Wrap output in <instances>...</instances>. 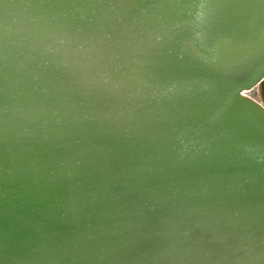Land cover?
<instances>
[{
    "label": "water",
    "instance_id": "obj_1",
    "mask_svg": "<svg viewBox=\"0 0 264 264\" xmlns=\"http://www.w3.org/2000/svg\"><path fill=\"white\" fill-rule=\"evenodd\" d=\"M263 68L264 0H0V264H264Z\"/></svg>",
    "mask_w": 264,
    "mask_h": 264
},
{
    "label": "rangeland",
    "instance_id": "obj_2",
    "mask_svg": "<svg viewBox=\"0 0 264 264\" xmlns=\"http://www.w3.org/2000/svg\"><path fill=\"white\" fill-rule=\"evenodd\" d=\"M263 79H264V68L260 71V73L255 78V80L247 88L236 92L235 96L237 97L235 99L239 97L238 101L241 104H243V102L255 104L264 114V103L261 101L258 94L259 85ZM240 103L238 105H240Z\"/></svg>",
    "mask_w": 264,
    "mask_h": 264
},
{
    "label": "bare ground",
    "instance_id": "obj_3",
    "mask_svg": "<svg viewBox=\"0 0 264 264\" xmlns=\"http://www.w3.org/2000/svg\"><path fill=\"white\" fill-rule=\"evenodd\" d=\"M258 94H259V98L261 99V101L264 103V88L262 87L261 83L259 85V89H258ZM237 97V96H236ZM235 96L231 97V103L232 105H238L240 102L239 97L237 99ZM236 104H235V103ZM240 105L247 111V113L259 124L264 125V114L260 111L259 107L256 106L253 103H246L243 102V104L240 103Z\"/></svg>",
    "mask_w": 264,
    "mask_h": 264
},
{
    "label": "flooded vegetation",
    "instance_id": "obj_4",
    "mask_svg": "<svg viewBox=\"0 0 264 264\" xmlns=\"http://www.w3.org/2000/svg\"><path fill=\"white\" fill-rule=\"evenodd\" d=\"M262 87L264 88V79L260 82Z\"/></svg>",
    "mask_w": 264,
    "mask_h": 264
}]
</instances>
